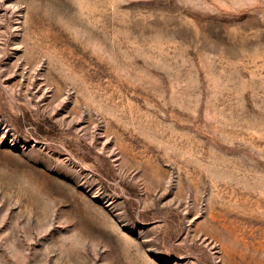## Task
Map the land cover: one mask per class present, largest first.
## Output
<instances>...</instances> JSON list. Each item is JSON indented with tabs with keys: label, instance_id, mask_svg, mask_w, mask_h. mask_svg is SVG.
Wrapping results in <instances>:
<instances>
[{
	"label": "rangeland",
	"instance_id": "374dc122",
	"mask_svg": "<svg viewBox=\"0 0 264 264\" xmlns=\"http://www.w3.org/2000/svg\"><path fill=\"white\" fill-rule=\"evenodd\" d=\"M0 264H264V0H0Z\"/></svg>",
	"mask_w": 264,
	"mask_h": 264
}]
</instances>
